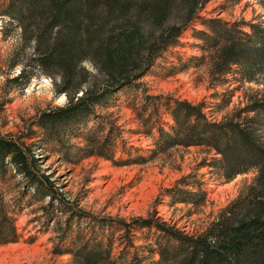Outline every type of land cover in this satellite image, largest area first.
I'll return each instance as SVG.
<instances>
[{
    "label": "trees",
    "instance_id": "16d2710c",
    "mask_svg": "<svg viewBox=\"0 0 264 264\" xmlns=\"http://www.w3.org/2000/svg\"><path fill=\"white\" fill-rule=\"evenodd\" d=\"M207 1L9 0L0 12L2 30L7 35L13 31L9 27L15 29L22 43H32L29 61L35 64L29 70L24 63L13 80L28 82L30 73L38 69L54 77L58 73L56 90L67 98L63 104L41 109L35 123L47 137L59 139L63 128L85 123L95 115L100 120L84 133L85 145L79 148L87 155L116 160L115 138L120 126L109 114H98L96 108L110 106L114 93L137 83L160 52L178 42L184 25ZM174 12L180 21L166 24ZM205 23L208 29L195 31L203 39L205 51L196 58L208 62L218 81L238 69L234 66H240L238 72L250 81L264 73V24L250 22L251 30H247L246 22L222 17L208 18ZM19 63L13 59L10 65ZM162 97L145 93L143 102L135 106L149 132L156 126L157 120L152 118L159 113L160 104L174 120L171 130L158 127L154 152L174 145H207L221 154L213 162L222 166L227 178L251 168L258 171L246 193L224 207L203 231L190 233L156 211L128 219L84 209L44 170L43 158L24 139L25 135L32 137L29 132L17 137L0 135V174L11 171L22 176L37 199L47 198L40 217L48 228L55 222L54 252L70 254L66 264H264V90L250 93L246 105L220 120L209 118L203 101L169 95L162 103ZM250 111L255 114H243ZM171 192L174 200L195 204L200 202L194 196L204 200L207 195L202 189L178 186ZM15 228L13 216L0 202V240H12L8 231L15 233ZM144 228L153 229L157 237L137 246L136 233ZM139 247L149 253L140 252Z\"/></svg>",
    "mask_w": 264,
    "mask_h": 264
},
{
    "label": "rangeland",
    "instance_id": "374dc122",
    "mask_svg": "<svg viewBox=\"0 0 264 264\" xmlns=\"http://www.w3.org/2000/svg\"><path fill=\"white\" fill-rule=\"evenodd\" d=\"M8 1L0 0V12ZM211 17L246 22L244 28L251 30L250 22L264 24V0L207 1L184 25L178 42L162 50L137 83L114 93L110 106L96 108L98 114H109L115 125L120 126L115 138L114 160L84 154L79 148L85 145L84 133L100 120L95 115L85 123H72L63 128L59 139L47 137L45 130L35 123V116L41 109L63 104L67 98L56 90L58 73L54 77L38 69L30 73L28 82L22 78L13 80L24 63L29 70L35 67L34 61H29L33 45L22 43L15 29L10 27L8 29L13 31L6 35L0 15V135L17 137L31 133L32 137L25 135L24 139L33 144L36 155L43 158L44 170L86 210L128 219L156 211L169 223L190 233L205 230L224 207L246 193L257 169L227 178L222 166L213 162L221 154L207 145H174L154 152L160 135L158 127L171 130L174 120L166 106L160 104L159 113L152 118L157 120L156 126L149 132L142 125L135 106L143 102L145 93L163 94L162 103L172 95L205 102L209 118L220 120L246 105L250 93L264 90V73H258V79L250 81L238 72L240 66H234L238 69L227 73V79L218 81L208 62L196 58L205 51L201 47L203 39L197 37L195 31L208 29L205 21ZM177 21L180 18L174 12L166 24ZM13 59L20 63L12 67ZM86 62L102 76L92 63ZM149 111L144 117H148ZM243 114L254 115L255 112ZM176 186L194 191L202 189L207 195L204 200L194 196L198 204L176 201L171 192ZM27 187L22 176L16 173L0 174V202L13 216L16 227L15 233L8 231L12 240H0V264L68 263L70 254L54 252L55 222H50L48 228L43 223L44 217H40L44 212L41 206L47 203V198L37 199L34 190ZM184 195L189 196L188 193ZM156 237L153 229L144 228L137 231L135 244L154 242ZM139 249L149 253L143 247Z\"/></svg>",
    "mask_w": 264,
    "mask_h": 264
},
{
    "label": "clouds",
    "instance_id": "9594fccd",
    "mask_svg": "<svg viewBox=\"0 0 264 264\" xmlns=\"http://www.w3.org/2000/svg\"><path fill=\"white\" fill-rule=\"evenodd\" d=\"M87 63V62H86Z\"/></svg>",
    "mask_w": 264,
    "mask_h": 264
}]
</instances>
